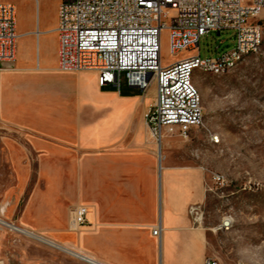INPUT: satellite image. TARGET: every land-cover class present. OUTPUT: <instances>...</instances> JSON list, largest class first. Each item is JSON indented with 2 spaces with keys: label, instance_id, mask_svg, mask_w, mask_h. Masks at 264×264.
I'll return each instance as SVG.
<instances>
[{
  "label": "crops",
  "instance_id": "1",
  "mask_svg": "<svg viewBox=\"0 0 264 264\" xmlns=\"http://www.w3.org/2000/svg\"><path fill=\"white\" fill-rule=\"evenodd\" d=\"M6 2L17 7L19 38L15 66L0 75V125L15 132L9 152L15 187L40 188L27 204L33 220L20 219L17 226L92 264H205L207 232L190 209H202L207 199L206 172L190 157L183 136L166 135L158 146L140 93L104 90L94 71H60L59 40L55 54L49 52L50 68L39 55L19 53L22 35L36 30L22 31L19 6ZM87 73L93 77L86 79ZM100 108L108 109L100 114ZM74 204L88 207L80 242L46 235L37 219L62 210L68 224Z\"/></svg>",
  "mask_w": 264,
  "mask_h": 264
},
{
  "label": "rangeland",
  "instance_id": "2",
  "mask_svg": "<svg viewBox=\"0 0 264 264\" xmlns=\"http://www.w3.org/2000/svg\"><path fill=\"white\" fill-rule=\"evenodd\" d=\"M56 2L59 0H40L36 13L33 0H14L19 6L22 31H39L38 36L34 32L27 34L32 37L22 35L19 53H25L29 59L39 55L47 68L54 66L53 61H48L49 52L55 54L58 45L52 30ZM235 44L233 29L212 31L201 37L199 52L202 57L218 56ZM196 51L173 54L169 31L163 30L164 64ZM84 77L89 79L93 73ZM194 77L202 98L205 125L193 128L190 138L182 137V140L189 148L190 157L203 165L206 172L207 199L202 204L201 223L207 232L208 257L220 264H264V43L257 53L247 55L228 74L218 76L195 69ZM103 89L117 90V87ZM120 91L123 95L140 93L148 109L155 101L156 82L143 93L130 87L123 74ZM107 109L100 108L98 112L105 113ZM208 130L219 135L220 141L212 142ZM14 133L0 125V218L18 225L20 219L33 220L27 213V204L33 190L40 188L14 185L15 172L11 170L9 155ZM215 174L222 178L215 179ZM225 220L228 226L222 227ZM37 222L47 228L46 235L60 242H80L78 234L82 227L69 231L62 210H57L50 220L39 218ZM0 264L92 263L0 223Z\"/></svg>",
  "mask_w": 264,
  "mask_h": 264
},
{
  "label": "built area",
  "instance_id": "3",
  "mask_svg": "<svg viewBox=\"0 0 264 264\" xmlns=\"http://www.w3.org/2000/svg\"><path fill=\"white\" fill-rule=\"evenodd\" d=\"M17 25L16 5L0 0V73L16 61ZM55 29L60 71H94L100 86L117 87L118 91L123 74L130 87L143 93L156 82L155 101L145 119L160 146L166 135L187 138L193 128L205 125L202 98L187 81L192 63L203 62L213 74L225 63H241L240 52L254 54L261 49L264 0H60ZM165 29L173 54L198 51L164 64ZM226 29L235 31V46L218 56L202 57L201 37ZM208 138L217 143L210 130ZM214 178L222 176L215 174ZM190 212L196 220L203 219L200 207L193 206ZM87 214L86 205L71 206L68 230L75 232L85 225ZM153 233L160 235L161 226ZM205 264L220 263L207 257Z\"/></svg>",
  "mask_w": 264,
  "mask_h": 264
},
{
  "label": "bare ground",
  "instance_id": "4",
  "mask_svg": "<svg viewBox=\"0 0 264 264\" xmlns=\"http://www.w3.org/2000/svg\"><path fill=\"white\" fill-rule=\"evenodd\" d=\"M29 2L31 0H28ZM35 3H36V13L38 11V7H37V2L36 0H33ZM38 16V15H37ZM22 24V22H21ZM56 31V29H55ZM38 32L39 31H34L35 35L38 36ZM57 33V31H56ZM251 54L250 52H240V59H244L247 55ZM239 63H225L223 64V68L221 70H219V72H215L213 73L214 75H218V76H221V75H225V74H228L231 70H233L236 66H238ZM195 69H200L203 73H210L209 72V69H206L204 68V63L203 62H196V63H192L191 66L188 67L187 69V81H188V84L191 85V87L195 90V92H197L198 96L201 97L200 95V92L197 88V85L195 84V77H194V71ZM212 74V73H211ZM214 137H215V142H219L220 141V138H219V135L215 134L214 132H212ZM0 223L1 224H4L12 229H15V230H18L22 233H25L26 235L30 236V237H33L41 242H44V243H47L51 246H54L56 248H60L62 250H65L71 254H74L82 259H85L86 261H89L91 263H93V261L88 258V257H85L83 256L82 254L78 253V252H75L73 251L72 249H69L67 247H64L60 244H57L55 242H53L52 240L46 238L45 236H41V235H38L32 231H29V230H26V229H23L15 224H11L5 220H3L2 218H0ZM228 225V220H225L224 223L222 224V226H227Z\"/></svg>",
  "mask_w": 264,
  "mask_h": 264
}]
</instances>
